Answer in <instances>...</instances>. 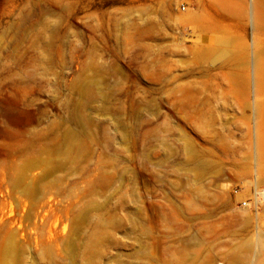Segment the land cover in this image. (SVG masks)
<instances>
[{
	"label": "rangeland",
	"instance_id": "rangeland-1",
	"mask_svg": "<svg viewBox=\"0 0 264 264\" xmlns=\"http://www.w3.org/2000/svg\"><path fill=\"white\" fill-rule=\"evenodd\" d=\"M213 1L0 0V264H264V0Z\"/></svg>",
	"mask_w": 264,
	"mask_h": 264
},
{
	"label": "built area",
	"instance_id": "built-area-1",
	"mask_svg": "<svg viewBox=\"0 0 264 264\" xmlns=\"http://www.w3.org/2000/svg\"><path fill=\"white\" fill-rule=\"evenodd\" d=\"M184 10H185V8H184ZM259 201H264V188L259 189V190L255 189L251 193V196L249 198L245 199L241 203V205L243 208H247V209L252 210L255 213H258L257 204Z\"/></svg>",
	"mask_w": 264,
	"mask_h": 264
},
{
	"label": "bare ground",
	"instance_id": "bare-ground-1",
	"mask_svg": "<svg viewBox=\"0 0 264 264\" xmlns=\"http://www.w3.org/2000/svg\"><path fill=\"white\" fill-rule=\"evenodd\" d=\"M212 1H213V0H212ZM215 1H216V0H215ZM218 1H219V2H218ZM213 2H214V1H213ZM226 2H227V1H226ZM238 2H239V1H238ZM238 2H237V3H238ZM218 3H220V0H217V4H218ZM245 3H246V2H245ZM214 4H216V2H214ZM223 4H224V3H223ZM238 4H239V3H238ZM243 4H244V3H243ZM243 4H242V5H243ZM233 5H235V4L233 3ZM253 5H254V3H253ZM216 6H217V5H216ZM217 7H218V6H217ZM222 7H224V6H222ZM222 7H221V9H222ZM215 9H216V8H214V10H215ZM229 9H230V8H229ZM240 9H241V8H240ZM217 10H218V9H217ZM217 10H215V11L217 12L216 14H218V12H219V11H217ZM258 10H259V11H258ZM222 11L224 12L223 9H222ZM227 11H228V10H227ZM229 11H230V14H231V10H229ZM234 11H235V10H234ZM251 11L253 12V9H251ZM260 11H262V9L260 10V8H257L256 16L261 17V18L263 19V22H264V14H263V13H264V8H263L262 14L259 13ZM223 12H222V13H223ZM224 13H225V12H224ZM224 13H223V14H224ZM233 14H234V12H233ZM257 14H258V15H257ZM227 16H229V15L227 14ZM231 16H232V15H230V17H231ZM233 17H235V16H233ZM217 48H218V47H217ZM217 48H216L215 46H213V47H210V48L208 49V51H210V52L212 51V52H213V51L216 50ZM256 91H257V90H256ZM1 114H2V113H1ZM263 202H264V201H263Z\"/></svg>",
	"mask_w": 264,
	"mask_h": 264
}]
</instances>
